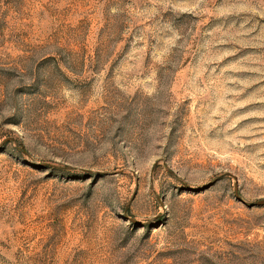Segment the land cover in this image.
Segmentation results:
<instances>
[{"label":"rangeland","instance_id":"374dc122","mask_svg":"<svg viewBox=\"0 0 264 264\" xmlns=\"http://www.w3.org/2000/svg\"><path fill=\"white\" fill-rule=\"evenodd\" d=\"M264 0H0V264H264Z\"/></svg>","mask_w":264,"mask_h":264},{"label":"water","instance_id":"95a60500","mask_svg":"<svg viewBox=\"0 0 264 264\" xmlns=\"http://www.w3.org/2000/svg\"><path fill=\"white\" fill-rule=\"evenodd\" d=\"M263 204H264V201H261V202L256 203L255 205L256 206H263Z\"/></svg>","mask_w":264,"mask_h":264}]
</instances>
